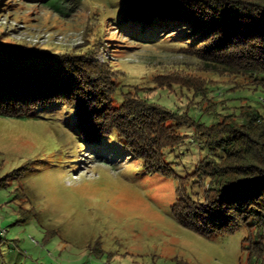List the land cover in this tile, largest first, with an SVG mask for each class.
Masks as SVG:
<instances>
[{"label": "rangeland", "instance_id": "374dc122", "mask_svg": "<svg viewBox=\"0 0 264 264\" xmlns=\"http://www.w3.org/2000/svg\"><path fill=\"white\" fill-rule=\"evenodd\" d=\"M124 1L0 0V34L95 57L118 85L113 108L137 86L148 103L190 118L178 128L162 118L176 144L151 157L168 174L148 172L116 132L86 140L63 102L0 115V264H264L253 251L255 224L205 236L171 210L178 193L202 201L207 191L209 179L194 171L208 152L197 128L240 121L245 108L264 115V83L205 61L209 40L185 28L123 21Z\"/></svg>", "mask_w": 264, "mask_h": 264}, {"label": "trees", "instance_id": "16d2710c", "mask_svg": "<svg viewBox=\"0 0 264 264\" xmlns=\"http://www.w3.org/2000/svg\"><path fill=\"white\" fill-rule=\"evenodd\" d=\"M124 3L128 6L120 16L123 21H135L149 30L185 28L190 36L209 40L200 53L205 61L248 74L259 80L256 85L264 83V0ZM106 69L77 47L63 52L40 49L5 40L0 34V115L20 116L63 102L73 110L86 140L98 141L116 132L125 140V147L143 159L148 172L168 174L166 162L157 158L156 163L151 157L158 149L163 155V145L176 144L171 141L175 127L171 130L162 118L169 114L177 128L191 119H180L174 112L148 103L138 96L137 86L120 94V105L113 108L109 99L114 94L119 97L118 85ZM170 83L182 85L178 81L163 84ZM193 87L195 92L203 91V86ZM239 117L240 121L216 120L197 128L208 152L194 171L209 179L207 191L202 201L178 193L171 210L183 226L205 236L255 224L258 237L253 251L264 261V115L245 108Z\"/></svg>", "mask_w": 264, "mask_h": 264}, {"label": "built area", "instance_id": "2783aa9c", "mask_svg": "<svg viewBox=\"0 0 264 264\" xmlns=\"http://www.w3.org/2000/svg\"><path fill=\"white\" fill-rule=\"evenodd\" d=\"M35 41V40H34Z\"/></svg>", "mask_w": 264, "mask_h": 264}]
</instances>
